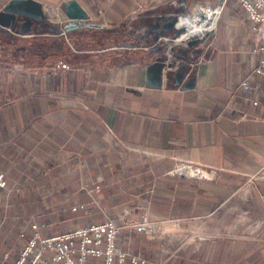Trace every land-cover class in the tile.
<instances>
[{"label": "crops", "instance_id": "0c3cea01", "mask_svg": "<svg viewBox=\"0 0 264 264\" xmlns=\"http://www.w3.org/2000/svg\"><path fill=\"white\" fill-rule=\"evenodd\" d=\"M10 1L0 0V11ZM40 1L46 20L29 37L0 27V46L14 57L13 67L0 65V256L32 223L52 227L65 213L81 220L68 229L105 218L120 227L130 209L131 219L188 229L171 243L122 230L125 250L161 264H264V79L252 77L257 56L237 1L226 0L193 68L178 71L186 74L180 84L137 65L151 64L152 52L129 48L156 34L147 12L161 4L187 12L189 0H80L97 27L61 34L52 29L68 18L53 5L66 0ZM138 5L143 15L132 20ZM179 161L216 174L167 177ZM91 197L92 217L69 213Z\"/></svg>", "mask_w": 264, "mask_h": 264}, {"label": "built area", "instance_id": "2783aa9c", "mask_svg": "<svg viewBox=\"0 0 264 264\" xmlns=\"http://www.w3.org/2000/svg\"><path fill=\"white\" fill-rule=\"evenodd\" d=\"M236 1L249 21L253 41L251 53L257 56L252 77L256 80L264 79V0ZM225 2L226 0L213 1L209 5L195 3L187 12L167 14L161 18L162 22L158 28L160 31L163 24L174 20L175 24L167 35H161L156 41L151 40L147 45H138L136 48L129 49L152 52L151 64L163 58L165 66L162 73L165 76L178 72L180 65L184 63L183 69L193 68V59L202 54L200 45L210 38ZM143 12V6L138 5L130 19L138 18ZM195 18L197 19L194 24L197 29L191 31L187 21ZM102 27H105V24ZM134 34L137 36L139 33ZM29 36L25 35V37ZM193 40L199 43L192 48L181 45ZM208 48L205 46L204 52H207ZM121 49L124 48L115 47L111 50ZM178 49L185 53L184 57L177 52ZM203 58L204 56L201 57ZM170 64L171 67L168 66ZM58 68L68 70L69 66L59 62ZM241 87L245 90L249 89L248 81H243ZM165 175L169 178L182 177L195 180L209 177V173L200 165L182 161L176 162ZM0 189H7L6 176L1 169ZM94 190L98 191L99 187L96 186ZM97 207L98 201L91 197L89 203L71 206L69 213L80 218H90L93 216L92 209ZM130 214V209H123L118 217L122 224L120 227L117 226L115 219L105 218L100 222L88 223L52 234L46 232L51 228L49 225L32 223L28 234L20 231L17 235V241L20 242L17 248L12 246L2 251L0 264H161L158 257L147 259L122 248L119 244V234L124 230L155 239L161 234L177 231L175 222L157 225L149 221L145 214L140 220L131 219Z\"/></svg>", "mask_w": 264, "mask_h": 264}, {"label": "water", "instance_id": "95a60500", "mask_svg": "<svg viewBox=\"0 0 264 264\" xmlns=\"http://www.w3.org/2000/svg\"><path fill=\"white\" fill-rule=\"evenodd\" d=\"M217 2H222L223 0H216ZM62 6V7H61ZM53 7L61 8L64 15L68 18V21L61 26L59 29H52L56 34H61L62 32L69 33L72 31H82L85 29L96 28L97 26L88 23L94 19L93 14L85 7V5L80 0H66L60 6L53 5ZM46 20V16L43 13V3L40 0H12L6 5L2 11H0V27L11 28L13 30H19L22 36L28 35L31 28L36 29L39 26H43ZM175 21H170L161 26L160 31H156L160 25L156 24L151 29L150 32L156 33L152 40L156 41L161 35H167L169 31L173 28ZM199 41L193 40L186 44H181L188 48H192L197 45ZM177 52L184 57L185 53L181 50ZM184 58H181V60ZM147 68V70L155 71L158 75H161L164 68V59H158L155 63L147 65H140ZM171 67L172 65H168ZM184 65H180V70L183 69ZM180 84L186 77L184 73H172ZM170 74L166 75L169 77ZM194 85V79L191 77L187 79L184 83V89H192Z\"/></svg>", "mask_w": 264, "mask_h": 264}, {"label": "rangeland", "instance_id": "374dc122", "mask_svg": "<svg viewBox=\"0 0 264 264\" xmlns=\"http://www.w3.org/2000/svg\"><path fill=\"white\" fill-rule=\"evenodd\" d=\"M164 1H166V0H163L162 2H164ZM196 1H198L197 3H199L200 1L202 2V0H189L187 2V5L191 8L192 5L195 4L193 2H196ZM199 4H202V3H199ZM184 12H186V11H184ZM172 13H174V12L167 10V4H161V5H159V7L157 9L147 12V14L145 13L146 16H147V19H148L147 20V24L148 23L152 24V22L154 20L160 19V17L162 18L163 16H165L167 14H172ZM141 15H143V14H141ZM188 23L190 24L191 21H189ZM190 30L192 31L191 28H190ZM115 46H117V45H115ZM13 59H14V57L11 54V52L8 51L7 49H3L2 46H0V65L6 66V67L7 66L13 67L14 66V64H13L14 60ZM53 73H55V72H53ZM208 173H209L208 179H211V175L212 174L213 175L216 174L215 172H212V171H209ZM186 179H189V178H186ZM191 180H195V179H191ZM203 180H206V179H203ZM195 181H201V180H195ZM47 211H45V210L44 211H38V213L32 214L33 216L30 219L31 220H34V219L36 220L37 218H44V217H46L44 215H46L45 213ZM85 221H87V220H85ZM80 222H81V220L73 219L72 216H66V214L63 213V215L60 218H58L57 220H53V221L49 222V223H52L53 225L46 232H47V234L62 232V231H65L66 229H68L70 227H73L74 225H76L77 223H80ZM169 222L170 221H168V223ZM165 223H167V221ZM165 223H163V225ZM175 224H176L177 231H179L178 233L188 229V224L187 223L175 222ZM175 233L176 234H174L172 232L171 233L161 234V235L157 236V238H155V239H158L160 241H164L165 243L166 242L167 243H171L173 241L172 240L173 237H175L177 235V232H175ZM124 236H126V235H124ZM133 237H134V235H131V238H133Z\"/></svg>", "mask_w": 264, "mask_h": 264}, {"label": "bare ground", "instance_id": "6f19581e", "mask_svg": "<svg viewBox=\"0 0 264 264\" xmlns=\"http://www.w3.org/2000/svg\"><path fill=\"white\" fill-rule=\"evenodd\" d=\"M196 19H197V18H195V19H193V20H190L191 23H190V25L188 26V28H191L192 31H193V29H194V30L197 29L196 25L194 24V22L196 21ZM188 22H189V21H187V23H188Z\"/></svg>", "mask_w": 264, "mask_h": 264}, {"label": "flooded vegetation", "instance_id": "af4514ba", "mask_svg": "<svg viewBox=\"0 0 264 264\" xmlns=\"http://www.w3.org/2000/svg\"><path fill=\"white\" fill-rule=\"evenodd\" d=\"M181 8H182V4H181V1H179V4L175 5L174 9H175V10H179V9H181ZM154 21H156V24L159 23V19H156V20H154ZM188 21H190V20H188ZM181 24H182V23H181ZM189 29H190V28H189Z\"/></svg>", "mask_w": 264, "mask_h": 264}, {"label": "trees", "instance_id": "16d2710c", "mask_svg": "<svg viewBox=\"0 0 264 264\" xmlns=\"http://www.w3.org/2000/svg\"><path fill=\"white\" fill-rule=\"evenodd\" d=\"M138 22H135V24H137Z\"/></svg>", "mask_w": 264, "mask_h": 264}]
</instances>
